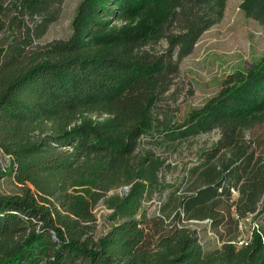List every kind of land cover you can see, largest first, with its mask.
Masks as SVG:
<instances>
[{
	"label": "trees",
	"instance_id": "obj_1",
	"mask_svg": "<svg viewBox=\"0 0 264 264\" xmlns=\"http://www.w3.org/2000/svg\"><path fill=\"white\" fill-rule=\"evenodd\" d=\"M63 1L0 0V149L10 158L0 180L13 174L21 188L0 195V264H264V229L248 245L231 238L205 252L197 231L179 225L183 213L215 227L233 222L217 212L233 188L240 218L257 210L264 168L242 133L264 118V57L228 75L183 122L158 117L180 61L222 19L227 0H81L71 34L39 42ZM243 8L264 25V0ZM164 37V52L145 48ZM214 129L215 153L233 148L236 158L220 168L211 155L194 169L202 186L178 205L171 198L158 216L143 211L162 184L161 161L131 159L141 140ZM103 199L113 225L97 237Z\"/></svg>",
	"mask_w": 264,
	"mask_h": 264
},
{
	"label": "rangeland",
	"instance_id": "obj_2",
	"mask_svg": "<svg viewBox=\"0 0 264 264\" xmlns=\"http://www.w3.org/2000/svg\"><path fill=\"white\" fill-rule=\"evenodd\" d=\"M81 0H64L59 18L53 21L47 32L38 39L45 43L53 39L66 38L72 32V20ZM244 0H227L225 14L220 21L203 31L194 44L191 53L179 63V70L173 78V84L160 101L159 119L172 123H181L192 112L202 108L209 100L216 97L223 88L228 75L235 70L246 69L251 63L264 57V25L257 19L247 15L243 8ZM119 21V20H118ZM176 30L177 28H172ZM168 46L167 39L161 38L145 46L152 53H162ZM221 134L218 129L202 133L184 140L162 141L159 137L154 140L143 138L132 154L133 161H140L150 154L152 160L161 161L159 178L162 187L153 193L143 205V211L150 216L160 215L171 198L176 204L182 197L193 193L204 184L195 167L202 161L210 159L212 165L223 168L224 165L236 158L234 149L229 148L215 153ZM242 142L248 153H254L256 166L264 168V118L252 122L250 127L243 130ZM239 161H248V156ZM0 162L6 167L10 158L0 149ZM201 171V170H200ZM264 174V172H263ZM81 188V187H80ZM128 186L123 185L108 192V196L122 194ZM20 185L13 174L0 180L1 194L20 193ZM241 192L233 188L229 197L223 196L218 205V213L225 219L233 216L239 220L218 227L213 226L210 219H188L183 213L180 226L196 230L205 252L218 248L225 240L233 238H250L253 232L264 229V193L258 201L255 212L239 217L235 202ZM174 205L168 213H176ZM97 218L96 236L105 234L113 225L112 209L108 208L105 200H101L94 208Z\"/></svg>",
	"mask_w": 264,
	"mask_h": 264
},
{
	"label": "built area",
	"instance_id": "obj_3",
	"mask_svg": "<svg viewBox=\"0 0 264 264\" xmlns=\"http://www.w3.org/2000/svg\"><path fill=\"white\" fill-rule=\"evenodd\" d=\"M252 240V236L250 238H240L236 242L238 246H245L248 245Z\"/></svg>",
	"mask_w": 264,
	"mask_h": 264
}]
</instances>
